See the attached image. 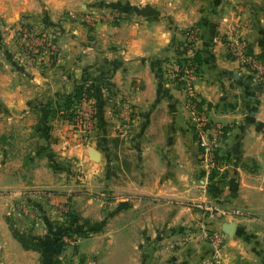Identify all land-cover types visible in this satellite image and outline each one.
Returning <instances> with one entry per match:
<instances>
[{
    "label": "crops",
    "instance_id": "crops-1",
    "mask_svg": "<svg viewBox=\"0 0 264 264\" xmlns=\"http://www.w3.org/2000/svg\"><path fill=\"white\" fill-rule=\"evenodd\" d=\"M20 28L56 53L28 52ZM194 30V89L225 130L221 174L199 163L185 95L167 78ZM236 38L264 64V0H0V264H40L6 223L20 200L26 235L56 236L68 214L86 233L65 238L59 264H208L201 231L228 224L218 264H264V81L230 55ZM79 85L98 108L87 146L65 114ZM198 202L244 213L204 222Z\"/></svg>",
    "mask_w": 264,
    "mask_h": 264
},
{
    "label": "built area",
    "instance_id": "built-area-1",
    "mask_svg": "<svg viewBox=\"0 0 264 264\" xmlns=\"http://www.w3.org/2000/svg\"><path fill=\"white\" fill-rule=\"evenodd\" d=\"M196 31H189L186 40L179 46L176 60L170 65L167 78L174 85L178 86L185 95L186 109L190 115V127L195 135V142L200 151L199 163L208 173H222L224 162L219 156V150L225 142V130L220 124L211 122L208 116V107L198 99L194 84L198 76L197 52H196ZM18 41L24 45L28 52L34 55L43 53H56L54 42L44 36L34 35L27 28H20ZM229 53L232 58L246 64L255 74L263 75L264 64L250 56L246 44L238 38L229 41ZM123 111H128L126 105ZM69 124L71 128L80 135L79 144L88 145L89 136L96 129V105L94 99L83 93L70 111ZM200 212L204 222L211 220L221 221L227 217L238 218L243 211L229 206H221L215 202H198L194 205ZM66 213L65 211H61ZM202 235L212 247V255L208 264H218V252L222 247L224 234L207 228L202 229Z\"/></svg>",
    "mask_w": 264,
    "mask_h": 264
},
{
    "label": "trees",
    "instance_id": "trees-1",
    "mask_svg": "<svg viewBox=\"0 0 264 264\" xmlns=\"http://www.w3.org/2000/svg\"><path fill=\"white\" fill-rule=\"evenodd\" d=\"M93 92L95 91L93 90ZM83 93L89 97L93 96L91 88H84L83 85L76 86L71 95L65 96V114L69 119L71 118L70 110L72 106L79 101ZM66 220L67 226L62 225L61 228H58V234L56 236L36 238L13 228L8 217H6V223L9 225L12 237L24 250L38 252L40 254V264H59L57 257L66 246L63 238L71 239L73 236L79 237L86 235L80 228L75 227L76 218L72 214H68Z\"/></svg>",
    "mask_w": 264,
    "mask_h": 264
},
{
    "label": "rangeland",
    "instance_id": "rangeland-1",
    "mask_svg": "<svg viewBox=\"0 0 264 264\" xmlns=\"http://www.w3.org/2000/svg\"><path fill=\"white\" fill-rule=\"evenodd\" d=\"M199 99V98H198ZM200 100V99H199ZM201 101V100H200ZM202 102V101H201ZM205 105V104H204ZM71 111V110H70ZM67 143V142H66ZM74 183V182H73ZM74 185H76L74 183ZM46 196V199H47V204H48V201H49V206H51L52 208H54L53 212L57 215H60L61 214V211H65L66 208L65 207H60V206H57L55 204L52 203V196H51V192H43ZM13 204V203H12ZM26 203L23 201V200H20L18 203H16L13 208H14V211H10L8 213V219H9V222L13 225V228L17 227V222H14L16 221L18 218H20V221H22V224L24 223L26 226H32L33 222L30 221V216H31V210H29L27 207H26ZM55 206V207H54ZM27 220V221H26ZM30 223V224H29ZM21 224V223H20ZM21 224V225H22ZM29 224V225H28ZM10 229V228H9ZM17 229V228H16ZM29 229L26 228L25 229V233L26 231ZM18 230V229H17ZM202 234V233H201ZM203 236V235H202ZM64 241H65V238H63ZM68 241V240H67Z\"/></svg>",
    "mask_w": 264,
    "mask_h": 264
},
{
    "label": "water",
    "instance_id": "water-1",
    "mask_svg": "<svg viewBox=\"0 0 264 264\" xmlns=\"http://www.w3.org/2000/svg\"><path fill=\"white\" fill-rule=\"evenodd\" d=\"M115 8H117V7H115ZM233 77L237 78L236 75H233ZM88 155H89L90 159L93 160L94 162L98 161V153L95 150L89 149ZM234 227H235L234 224H228V225L224 226L223 233L228 235V236H232L233 231H234Z\"/></svg>",
    "mask_w": 264,
    "mask_h": 264
}]
</instances>
